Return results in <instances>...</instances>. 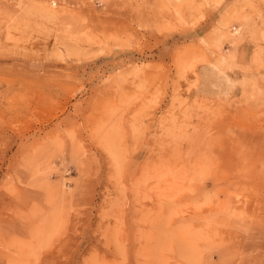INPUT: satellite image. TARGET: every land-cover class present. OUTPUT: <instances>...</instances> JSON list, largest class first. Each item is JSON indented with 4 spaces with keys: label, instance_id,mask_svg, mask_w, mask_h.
<instances>
[{
    "label": "rangeland",
    "instance_id": "1",
    "mask_svg": "<svg viewBox=\"0 0 264 264\" xmlns=\"http://www.w3.org/2000/svg\"><path fill=\"white\" fill-rule=\"evenodd\" d=\"M0 264H264V0H0Z\"/></svg>",
    "mask_w": 264,
    "mask_h": 264
}]
</instances>
